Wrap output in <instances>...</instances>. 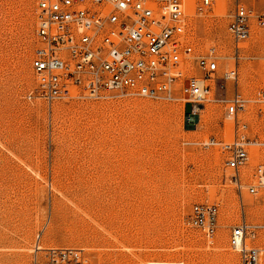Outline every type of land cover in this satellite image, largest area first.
<instances>
[{"label": "rangeland", "instance_id": "374dc122", "mask_svg": "<svg viewBox=\"0 0 264 264\" xmlns=\"http://www.w3.org/2000/svg\"><path fill=\"white\" fill-rule=\"evenodd\" d=\"M186 34L198 52L216 47L220 73L238 68L247 98L264 89V27L254 25L233 59L228 24L237 0H181ZM264 11V0H239ZM36 0H0V264H31L32 247L82 248L86 264H238L229 243L245 214L264 223L261 202L230 182L215 137L228 140L224 106L144 97L29 102L37 47ZM190 73H198L192 69ZM218 88L216 96H229ZM250 136L264 139V104L241 115ZM198 123V125H194ZM264 150L243 170L249 177ZM196 202L218 204L216 234L188 223ZM264 246V230L251 242ZM264 264V257L262 260Z\"/></svg>", "mask_w": 264, "mask_h": 264}, {"label": "built area", "instance_id": "2783aa9c", "mask_svg": "<svg viewBox=\"0 0 264 264\" xmlns=\"http://www.w3.org/2000/svg\"><path fill=\"white\" fill-rule=\"evenodd\" d=\"M216 0H200L203 12ZM37 47L31 67L35 83L26 94L29 102L49 106L70 99L112 100L144 97L168 103H190L202 110L209 102L224 106L230 121L228 140L211 138L219 146L224 165L233 170L230 182L241 199L244 192L258 197L264 214V161L258 159L250 177L243 172L264 139L250 136L241 115L250 102L264 104V89L247 98L238 90V68L220 73L216 47L198 52L186 34L181 0H36ZM264 27V11L235 2L228 33L234 43L233 59L253 27ZM197 69L198 73H190ZM229 96H216L218 88ZM218 204L196 202L188 214L190 226L206 238L218 229ZM264 223H249L243 214L232 227L229 243L239 253L238 264H262L264 246L253 244ZM31 264H86L82 248L43 246L38 238L32 247Z\"/></svg>", "mask_w": 264, "mask_h": 264}, {"label": "bare ground", "instance_id": "6f19581e", "mask_svg": "<svg viewBox=\"0 0 264 264\" xmlns=\"http://www.w3.org/2000/svg\"><path fill=\"white\" fill-rule=\"evenodd\" d=\"M194 125H196V126H197V125H198V123H196V124H194Z\"/></svg>", "mask_w": 264, "mask_h": 264}]
</instances>
